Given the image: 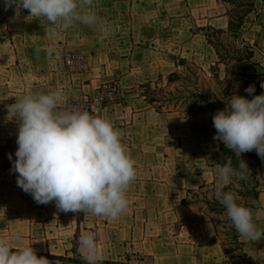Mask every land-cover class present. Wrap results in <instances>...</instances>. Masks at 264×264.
<instances>
[{"label":"crops","instance_id":"0c3cea01","mask_svg":"<svg viewBox=\"0 0 264 264\" xmlns=\"http://www.w3.org/2000/svg\"><path fill=\"white\" fill-rule=\"evenodd\" d=\"M137 4L136 0H93L86 9L93 11L97 17H119L118 29H128V36H119L108 33L107 27L94 32L79 23L61 30L44 18L29 16L26 9L19 15L15 6L5 11L4 0H0V21H3L5 12L7 17L18 21V24H10L4 19L5 22L1 23L0 34L8 35H0V58L5 57V44L14 55V61L18 59V68L21 60L30 65L27 73L12 74L13 80L19 77L27 82L22 88L11 87L12 100L21 95L15 90L23 91V96L61 90L59 108L62 110L70 95L77 96L83 91L95 89L98 79L73 88L70 82L84 79V76L67 73L60 59L61 52L71 42L74 49L81 50L139 48L142 41L131 30V19L137 13L135 9L143 7ZM126 18H129L128 25ZM112 23L107 21L105 25ZM87 39L89 42H83ZM100 57V52L91 53L93 64L107 61H101ZM0 64L2 68L7 66L3 62ZM107 73L113 74L114 71ZM102 74L90 73L91 76ZM30 81H33L31 85ZM127 81L133 84L140 82L133 78L132 73L121 77L123 86ZM145 81H152V78ZM129 91L132 90L128 89L119 102L107 105L103 116L124 133L122 143L135 160L137 170V177L127 193L128 208L115 219L88 212H63L57 208L55 201L39 204L30 193L18 187V173L12 170L17 158L18 132L11 133V137L7 135L10 128L19 129V120L12 115L11 127H8L2 120L3 108H0V144L6 141L5 137L11 139L12 157L10 163L4 164L0 154V237L10 243L13 251L31 246L38 256L46 257L51 264H86L73 259L77 256L82 232L95 234L104 260L115 262L110 264H233L217 235L216 222L190 201L194 192L202 190L214 179L213 176L208 177L203 170L204 165L200 163L197 166L196 161L200 155L197 152H201L204 158L209 155L210 148L207 146L210 138L215 136L209 122L198 117H175L164 113L144 96ZM217 143L219 150V141ZM216 155L214 161H208L210 168L214 167L213 163L217 164L218 152ZM263 218L257 222L262 229ZM245 250L253 257L264 256V239L246 241ZM252 264H264V261L254 259Z\"/></svg>","mask_w":264,"mask_h":264},{"label":"clouds","instance_id":"9594fccd","mask_svg":"<svg viewBox=\"0 0 264 264\" xmlns=\"http://www.w3.org/2000/svg\"><path fill=\"white\" fill-rule=\"evenodd\" d=\"M92 2L4 0V7L7 10L15 6L17 15L26 9L29 16L44 18L67 30L78 23H97L96 14L86 10ZM245 91L251 95L255 86L249 85ZM61 102L62 91L54 90L25 94L8 106L9 113L19 120L17 158L12 165L18 173L17 186L39 204L55 201L63 212L118 218L128 208L127 193L137 177L136 162L122 143L124 133L106 117L86 109L60 110ZM213 126V139L222 141L237 158L252 150L264 158V93L251 99L233 95L228 107L214 114ZM249 172L246 161L239 159L238 166H233L231 157H227V162L216 168L214 196L223 205L237 234L246 241L259 242L264 239V229L257 222L264 217V204H257L254 212L239 203L233 192L224 190L233 178L247 180ZM78 245L86 264H103L95 234L82 232ZM253 258L264 261V256ZM0 264L51 262L38 256L31 246L13 251L10 243L0 237Z\"/></svg>","mask_w":264,"mask_h":264},{"label":"rangeland","instance_id":"374dc122","mask_svg":"<svg viewBox=\"0 0 264 264\" xmlns=\"http://www.w3.org/2000/svg\"><path fill=\"white\" fill-rule=\"evenodd\" d=\"M136 1L139 2L137 6L142 4L143 7L138 6L135 9L137 13L131 19V30L135 31L137 38L142 41L139 43V48H125L121 51H114L111 48L105 51L101 48L97 49V47V50H81L79 48L74 49L72 46L74 43H67L60 55V59L64 63L63 68L70 75L81 73L80 75L84 76V79L70 82L74 89L92 83L91 79H100L95 83L97 87L104 82L114 80L121 86L123 95L120 100L125 97L127 90L131 89L132 91L129 92H135L142 97L147 94L149 98L154 99L153 105L164 113H170L175 117H190L193 116V112L198 119H209L212 122L217 111L228 107V101L233 95L245 96L244 86L239 82V44L243 40L250 44L257 43L256 59L264 66V0H256V8L260 14L258 17L255 16V13L250 15L245 24L246 32L240 39L233 32L228 31V12L233 5L223 0ZM143 8L145 9L143 10ZM6 13H3L0 28H2L1 23L5 22L4 19L7 20V23L18 24L17 20L7 17ZM217 17H222V19L210 20ZM107 21H113V23L106 26L105 22ZM118 21H120L119 17H98L95 25L87 26L94 32L99 28L107 27L108 33H116L119 36L126 34L128 36L127 28L118 29ZM128 22L129 18H126L127 25ZM211 27L223 29L224 32H214L210 29ZM206 34H210L213 44L208 42ZM153 35L156 36L151 38ZM155 39L157 40L155 41ZM6 41L11 47L8 38ZM85 41L89 42L88 39L83 42ZM214 44L220 50L223 56L222 60L219 59ZM6 47L7 45L4 44L5 57L0 58V62L7 65L2 68L0 64V108H3L2 120L6 121L8 127H11L13 118L8 111V106L15 103L17 99L14 97L12 100L11 87L22 88L23 84L27 85V82L19 77L13 80L12 74L17 76L19 73H27L30 65L21 60L18 68V59L14 61V55ZM96 52L101 53V61H107L97 65L93 64L91 53ZM68 56H72V61H68ZM102 66H104V70ZM212 67L214 68L211 69ZM257 70L262 72L263 69L258 66ZM111 71L114 73H107ZM92 72L95 74L104 73L105 75L91 76L90 73ZM129 72L132 73L133 78L140 80V82L133 84V82L127 81L125 85H129V87H126L121 84V77L130 75ZM171 76H176L175 80L170 81ZM147 78H152L153 81H151L152 85L149 92H145L142 87L148 82L145 81ZM32 82L30 81V85ZM97 87H94L95 89L92 91H83L77 96L70 95L67 102L61 107L62 110L68 102L86 94H93ZM15 91L21 94L19 98L23 97V91ZM262 93H264V87H262ZM202 97L203 100L200 99ZM131 98L134 99V97ZM8 131L7 136L11 137V133L18 132V129L10 128ZM4 139L6 141L0 144V154L4 164H7L11 161L9 159L11 139H6V137ZM210 139V144L207 146L210 148L209 155L204 158L201 152H197L200 155L197 156L196 161L197 166L202 163L205 174L208 177L213 176L214 179L202 190L194 192L190 201L198 209L213 218L221 241L227 250L231 251L233 255H237V252L233 250L236 246L233 239L236 234L235 228L227 218L223 205L216 201L214 196L218 165L213 163L214 167L210 168L208 161H214L217 152L219 154L220 151L217 149L218 143L213 139V136ZM247 165L250 170L248 179L241 181L233 178L232 183L224 190L233 192L238 197L239 203L253 208L255 212L257 204H264V158L259 156L257 171H254L250 164ZM257 190H259L258 197L255 193ZM218 217L223 218L219 219ZM234 260L237 264L240 263L238 257H235Z\"/></svg>","mask_w":264,"mask_h":264},{"label":"trees","instance_id":"16d2710c","mask_svg":"<svg viewBox=\"0 0 264 264\" xmlns=\"http://www.w3.org/2000/svg\"><path fill=\"white\" fill-rule=\"evenodd\" d=\"M223 1L227 2L228 4L233 5V7H231L228 12L229 13L228 31L233 32L240 39L242 38V36H244L246 32L245 24L248 21L250 15H252V13H255V16L258 17L260 14L256 8V0H223ZM210 29H212L214 32H219V33L224 32V30L220 28L216 29L214 27H211ZM206 36H207L208 42L210 44H213L210 34H206ZM214 47H215V50L217 52L219 59L222 60L223 56L220 50L218 49V47H216L215 44H214ZM256 48H257V43L250 44L243 40L241 44H239V63H240L239 64V70H240L239 82L241 83L242 86H244V90L249 85L255 86V93L251 95L247 92L245 93V96L249 99L253 98L254 95L261 94V90H262L261 85L264 84V66L258 61V59H256L257 58ZM258 66H260L263 69L262 72H259L257 70ZM213 68L214 67H212L211 69ZM175 78L176 76H171L170 81L175 80ZM151 85H152V82L149 81L148 83L144 84V86L142 87L144 88L145 92H149ZM145 99L149 101V103L151 104L155 102L154 99L149 98L147 94L145 96ZM200 99L203 100V97ZM155 108H158V107L155 106ZM192 115L193 116H190V117H195L193 112H192ZM207 121L212 127V131L216 135V129L213 127L212 120L207 119ZM219 151L220 153L216 160L217 164L223 165L224 163L227 162V157H231L233 166H238L239 159H243L244 161L247 162V164H250L253 167L254 171H257L256 166L258 165V162H259V156L257 155V152L255 150L243 153L239 158H237L235 156V153L231 149L227 148L222 141H219ZM251 159H253L252 162H250ZM255 193L257 194V197H258L259 190H257V192ZM234 231L236 234L233 239L235 240L236 246L234 247L233 250L237 252V255H233L231 251L227 250L225 244L221 241V244L224 248V252L226 256L232 261L233 264H237V262L234 260L235 257H238L240 259L239 264H252L254 262V258L245 250L246 240L241 238L237 234L236 230ZM217 235L220 237L218 229H217ZM76 252H77V256L74 257L73 259L86 263L82 259V255L78 252V250H76ZM51 257L61 258L60 256L57 257L55 255H52ZM110 263H115V262L107 261V260L103 261V264H110Z\"/></svg>","mask_w":264,"mask_h":264},{"label":"built area","instance_id":"2783aa9c","mask_svg":"<svg viewBox=\"0 0 264 264\" xmlns=\"http://www.w3.org/2000/svg\"><path fill=\"white\" fill-rule=\"evenodd\" d=\"M72 56H68V61H72ZM123 93L121 86L113 81L100 84L93 94H86L81 98L68 102L64 109L79 108L88 110L94 114L104 116L107 105L119 102Z\"/></svg>","mask_w":264,"mask_h":264}]
</instances>
